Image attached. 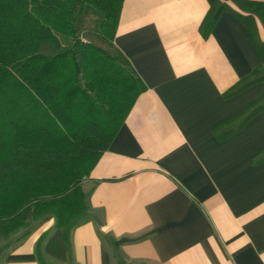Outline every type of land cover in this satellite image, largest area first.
<instances>
[{
  "label": "crops",
  "instance_id": "crops-1",
  "mask_svg": "<svg viewBox=\"0 0 264 264\" xmlns=\"http://www.w3.org/2000/svg\"><path fill=\"white\" fill-rule=\"evenodd\" d=\"M220 1L204 34L209 0H124L115 43L146 89L82 182L66 252L50 213L0 225V264H41L40 241L49 264H264V8L248 6L264 0Z\"/></svg>",
  "mask_w": 264,
  "mask_h": 264
},
{
  "label": "trees",
  "instance_id": "trees-1",
  "mask_svg": "<svg viewBox=\"0 0 264 264\" xmlns=\"http://www.w3.org/2000/svg\"><path fill=\"white\" fill-rule=\"evenodd\" d=\"M204 34L226 7L209 0ZM124 0H0V225L9 234L52 213L47 246L67 250L89 210L85 179L146 85L115 43ZM264 8L263 3L248 2ZM243 17V16H242ZM253 33V32H252ZM261 48L264 45L258 43ZM233 86L234 94L263 76ZM252 104L219 137L237 131ZM37 247L41 264H49Z\"/></svg>",
  "mask_w": 264,
  "mask_h": 264
},
{
  "label": "rangeland",
  "instance_id": "rangeland-1",
  "mask_svg": "<svg viewBox=\"0 0 264 264\" xmlns=\"http://www.w3.org/2000/svg\"><path fill=\"white\" fill-rule=\"evenodd\" d=\"M84 180V179H83Z\"/></svg>",
  "mask_w": 264,
  "mask_h": 264
}]
</instances>
